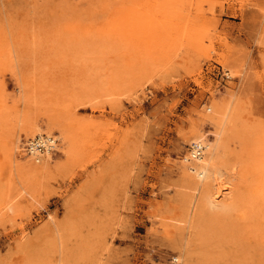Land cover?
I'll use <instances>...</instances> for the list:
<instances>
[{
	"label": "rangeland",
	"instance_id": "1",
	"mask_svg": "<svg viewBox=\"0 0 264 264\" xmlns=\"http://www.w3.org/2000/svg\"><path fill=\"white\" fill-rule=\"evenodd\" d=\"M0 264H264V0H0Z\"/></svg>",
	"mask_w": 264,
	"mask_h": 264
},
{
	"label": "bare ground",
	"instance_id": "2",
	"mask_svg": "<svg viewBox=\"0 0 264 264\" xmlns=\"http://www.w3.org/2000/svg\"><path fill=\"white\" fill-rule=\"evenodd\" d=\"M50 135H52V134L38 133L29 139L35 140L36 137H39L44 145H48L49 139L52 140ZM191 142L195 143L197 145L199 144L203 148L201 149L200 155H198V156H192V154H196V150H192V151L188 150L190 158L193 159L194 161L190 160L188 158L192 162H190V163L186 162V164L189 166H190V164H192L193 168L197 169V178L195 180L193 179V184L197 189L203 190V192L205 193L206 192L205 188H206L207 182L211 181V180L217 181L218 175H217V171H216V165L212 161V155H213L215 147L211 142L202 140L201 137H197V140H192ZM56 144H57V139H56V142H54L53 149H55ZM48 147L49 146H47V149L43 153L37 152L36 150L33 149V147L32 148L28 147L27 153L32 155L34 157V159H37L38 162L45 161L47 159V157L45 158L44 156H46L48 153L51 152V149H48ZM36 164H35V166H37ZM229 188H230V185L226 181L222 182L221 184L215 186V191L212 192L210 194V196L213 197V199H214L217 196L219 197V195H225L226 191ZM211 202L214 203L212 198H211Z\"/></svg>",
	"mask_w": 264,
	"mask_h": 264
},
{
	"label": "built area",
	"instance_id": "3",
	"mask_svg": "<svg viewBox=\"0 0 264 264\" xmlns=\"http://www.w3.org/2000/svg\"><path fill=\"white\" fill-rule=\"evenodd\" d=\"M50 136H51L52 140L49 139L48 145H44L42 143L41 139L39 137H36L35 140H29L28 141L27 147H31V148L33 147V149L39 153L45 152V150L47 149V146H49L48 149L53 150V146H54V142H56V138L52 135H50ZM202 148L203 147H201L199 144L197 145V144L191 142L190 147H189V151L196 150V154H192V156H198V155H200Z\"/></svg>",
	"mask_w": 264,
	"mask_h": 264
}]
</instances>
